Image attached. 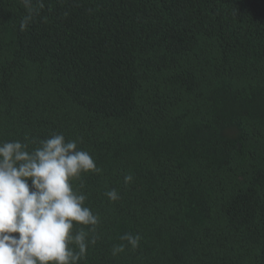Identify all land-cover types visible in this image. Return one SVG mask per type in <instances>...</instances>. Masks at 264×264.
I'll list each match as a JSON object with an SVG mask.
<instances>
[{"label": "trees", "instance_id": "obj_1", "mask_svg": "<svg viewBox=\"0 0 264 264\" xmlns=\"http://www.w3.org/2000/svg\"><path fill=\"white\" fill-rule=\"evenodd\" d=\"M32 8L21 30L0 0V142L62 133L102 169L74 182L100 218L81 264H264V0Z\"/></svg>", "mask_w": 264, "mask_h": 264}, {"label": "clouds", "instance_id": "obj_2", "mask_svg": "<svg viewBox=\"0 0 264 264\" xmlns=\"http://www.w3.org/2000/svg\"><path fill=\"white\" fill-rule=\"evenodd\" d=\"M21 2L29 13L20 23L23 30L36 10L32 0ZM32 143L38 146L29 150ZM101 171L77 140L62 133L0 142V264H81L97 242L100 218L86 205L84 185L74 182ZM123 179L127 185L134 178ZM105 195L109 202L120 199L116 189ZM120 239L126 244L114 245L113 256L137 249L141 237L126 233Z\"/></svg>", "mask_w": 264, "mask_h": 264}]
</instances>
